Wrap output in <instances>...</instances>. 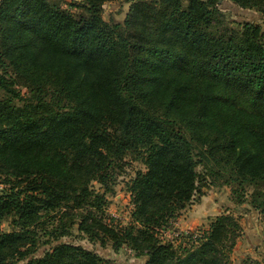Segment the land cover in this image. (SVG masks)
Segmentation results:
<instances>
[{"label": "trees", "instance_id": "trees-1", "mask_svg": "<svg viewBox=\"0 0 264 264\" xmlns=\"http://www.w3.org/2000/svg\"><path fill=\"white\" fill-rule=\"evenodd\" d=\"M112 1L82 0L76 15L50 0H0V225L14 227L0 228V264H112L70 243L28 259L44 217L53 240L78 225L146 264H230L242 230L231 212L178 244L160 232L205 195L201 170H230L264 217V30L221 24L220 0H133L123 22L104 18ZM231 1L264 14V0ZM183 73L233 95L191 88ZM130 153L146 170L128 185L123 225L107 218L106 193Z\"/></svg>", "mask_w": 264, "mask_h": 264}, {"label": "rangeland", "instance_id": "rangeland-1", "mask_svg": "<svg viewBox=\"0 0 264 264\" xmlns=\"http://www.w3.org/2000/svg\"><path fill=\"white\" fill-rule=\"evenodd\" d=\"M50 1L60 4L76 15L82 11L77 6V4L81 3L82 0ZM132 1L133 0H116L106 3L103 12L104 18L108 21L123 22L126 18L127 12L129 11ZM183 1L184 5H186L188 2V0ZM218 6L220 9L219 19L221 24L224 26L242 29L245 22L253 21L255 24L260 25L264 30V14L261 11L254 8H242L231 0H220ZM183 76L189 82L191 88H194L197 85L209 84L211 86V96L224 99L233 95L229 91L222 89L219 84L210 79L201 78L189 73H183ZM20 89L23 92L27 91L25 87H21ZM145 170L146 165L143 162L141 156H139L137 153H130L126 155L124 160L118 163L115 177L111 180L109 189L106 193L107 203L105 206V214L108 219L111 218L113 219L114 223H120L123 225H128L131 222L133 203L128 190V185L139 171ZM201 171L206 178V181L202 186V190L206 194V196L201 199V201L203 200V204L199 205L200 209H198L197 205L199 204L200 196L197 195L195 201L188 204L186 209L181 212L178 219L172 221L168 227H163V230L160 232V237L163 241H174L176 244H178V242L182 240V236L185 234V232H188L187 230L182 229L181 222L185 221V224L189 226L190 221L188 222V219H191L193 215L202 216V211H205V214H207L208 210L206 207L210 203H214L216 206H218L217 208L221 209L227 207V210H230L229 212L234 214L236 218L240 220L242 230L235 248L239 241L242 242L246 239V237L243 236L244 221L242 223V218H249V216L252 218L251 230H253L254 233L256 232L255 226L261 225V229L264 231V217L261 215V217L256 219L258 210L253 208L251 205L253 192L252 187H247L244 193L239 192V187L237 189L239 191H235L236 185L233 184L229 178L230 170H214L216 171L215 173H213V170ZM93 186L100 192H105L106 190L104 185H100L97 182H93ZM3 188L4 184L0 178V191ZM41 220L46 221L34 226L32 228V233H30L29 239L25 241L26 245L23 247L24 249L35 248V252L29 255L28 259L39 258L43 256L47 250H51L52 247L57 244L70 243L81 245L89 250H92L102 257L109 259L112 264H146L147 257L137 256L128 245H123L119 250H115L111 243L103 246L99 241L90 240L86 233L81 232L78 229V225H74L67 235L61 237L58 240H53L48 234V230H51V217H44ZM202 225L205 226V223ZM202 225L198 228L201 229V227H203ZM0 228L4 231H10L14 229L11 224V220L9 219L2 221ZM192 232L199 233L197 229H194ZM26 261L27 260H23L19 264H22ZM244 261L248 262L247 264H254L253 261L256 260L245 251H235L234 249L233 253L231 254L230 264H243Z\"/></svg>", "mask_w": 264, "mask_h": 264}, {"label": "crops", "instance_id": "crops-1", "mask_svg": "<svg viewBox=\"0 0 264 264\" xmlns=\"http://www.w3.org/2000/svg\"><path fill=\"white\" fill-rule=\"evenodd\" d=\"M206 196V194L204 195ZM202 196L201 199L204 197ZM200 199V201H201ZM197 205L198 209H200L199 205L203 204V200ZM196 207V206H193ZM206 207V206H204ZM218 206H216L214 203H210L208 204V206L206 207L208 212L207 214H205V211H202V216H196L193 215L191 217V219H188L189 222V226L187 224H185V221L181 222L182 224V229L183 230H187V231H193L194 229H197L198 231L200 230V228H198L199 226H201L203 223H205V226L201 227L202 228H207L209 227V224L211 223V221L213 220V218H215L216 216L220 215L221 213L227 211V207H225L224 209L221 208H217ZM257 218L261 217V214L259 213V211H257ZM187 216V215H186ZM247 217V216H246ZM209 218V219H208ZM254 218V219H255ZM251 217L249 216V218H242V223L244 226V237H246V239L242 242H238L235 251H245L246 253L250 254L251 257H253L256 261L260 262V264H264V231L261 229V225L260 226H255V233L253 230H251ZM208 223V224H207ZM254 234V235H253Z\"/></svg>", "mask_w": 264, "mask_h": 264}, {"label": "built area", "instance_id": "built-area-1", "mask_svg": "<svg viewBox=\"0 0 264 264\" xmlns=\"http://www.w3.org/2000/svg\"><path fill=\"white\" fill-rule=\"evenodd\" d=\"M162 230H163V229H162ZM188 233H189V231H188V232H185V234H188ZM185 234H184V235H185ZM181 235H183V234H181Z\"/></svg>", "mask_w": 264, "mask_h": 264}]
</instances>
